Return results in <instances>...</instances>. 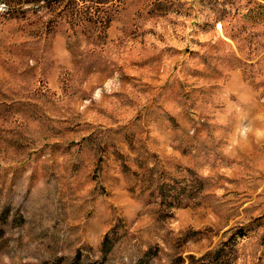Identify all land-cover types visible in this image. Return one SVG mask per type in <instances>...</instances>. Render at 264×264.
<instances>
[{
  "label": "rangeland",
  "instance_id": "obj_1",
  "mask_svg": "<svg viewBox=\"0 0 264 264\" xmlns=\"http://www.w3.org/2000/svg\"><path fill=\"white\" fill-rule=\"evenodd\" d=\"M58 13L0 0V264H264V0Z\"/></svg>",
  "mask_w": 264,
  "mask_h": 264
},
{
  "label": "trees",
  "instance_id": "obj_2",
  "mask_svg": "<svg viewBox=\"0 0 264 264\" xmlns=\"http://www.w3.org/2000/svg\"><path fill=\"white\" fill-rule=\"evenodd\" d=\"M51 3V6H53L55 9L59 11L57 17H64L67 14H69L70 11L73 12L74 16L79 17L80 11L86 7L89 3H95L96 5H102V6H108L113 2V0H49ZM73 16V19H74ZM75 25L80 26L81 21L76 19L73 21ZM106 26V23H102V28ZM213 261H207L202 264H214Z\"/></svg>",
  "mask_w": 264,
  "mask_h": 264
}]
</instances>
